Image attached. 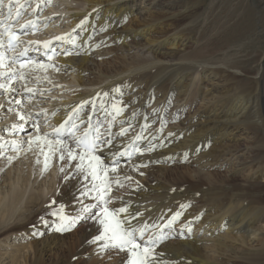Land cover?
<instances>
[{"label": "bare ground", "instance_id": "bare-ground-1", "mask_svg": "<svg viewBox=\"0 0 264 264\" xmlns=\"http://www.w3.org/2000/svg\"><path fill=\"white\" fill-rule=\"evenodd\" d=\"M30 1L25 10L34 15L40 10L39 0ZM58 1L65 7L59 9L50 3L49 10L68 12L65 15L68 30L56 42L68 53L57 55L59 65L54 71L48 70L49 64L45 63L46 69L34 65L13 69L8 56L0 67L10 70L0 76V84L8 86L1 99L8 97L9 90L22 92L25 88L22 82L19 88L14 87L13 73L20 75V72L27 80L40 76L55 85L64 83L60 87H65V92L55 95L65 98L46 99L50 104L49 109L41 112L46 121L44 128L36 123L34 133L23 134L19 128L14 130L13 124L3 123L8 117L17 120L23 116L21 122L28 117L36 118L35 111L40 106L34 104L39 98L33 91L28 92L25 104L30 111L25 115L20 108L8 112L0 120V135L16 142V137L22 134L29 143L47 132L52 140L50 126L70 116L93 127L98 125L111 144L101 145L96 155L109 168L118 161V175L124 184V187L112 184L108 207H126L127 213H121L120 218L127 216L134 227L147 224L145 239L156 237L158 230L166 236V241L156 246V252L162 253L156 257L159 264H264V134L258 95L264 79V49L247 52L248 59L243 60V51H230L229 43L220 46L215 43L207 48L199 42L201 36H194L196 32L190 23L182 29L174 27L160 41L159 36L154 39L153 34H163L162 28L155 30L157 12H161L163 5L181 0H147L146 4L145 0ZM247 1L237 0L233 5L239 6L247 19L254 9L258 14L264 11V0H255L254 8ZM144 13L148 17H141ZM63 30L53 28V23L46 29L55 37ZM137 36L140 41L126 44L127 39H138ZM42 38L43 32L28 36L40 41ZM105 42L118 43L117 49L123 54L115 56L112 62L106 60L110 51L100 48ZM100 58L104 59L97 62ZM246 62L250 64L245 65ZM28 70L31 76L27 78ZM50 72L59 80L50 78ZM39 81L30 85L37 89L46 86L43 80ZM197 101L200 103L192 109ZM93 105L94 112L89 116ZM113 105L122 112L117 114ZM167 109L170 113L165 118ZM121 129H127L126 134L120 135ZM5 139H0V145L9 147L0 150V155L8 153L0 162V170L6 166L5 177H0V238L17 231L23 237L28 231L31 238L30 249L20 256L21 260L19 255H11L9 262L127 264L125 252L102 250L103 241L88 243L103 232L97 220L73 231V227L65 232L54 231L60 218L52 213L59 212L61 206L63 215L76 217L85 205H96L95 191L89 196L81 193L85 185L91 188L99 181L77 174L78 160H69L66 152L61 160L56 146L49 151L43 141L29 143L27 153L32 160L27 156L24 160L28 164L22 162L21 166L19 162L14 167L13 159L20 153L13 154L12 147L16 144L12 140L6 143ZM239 139L250 144L241 147ZM62 142L75 152L80 151L70 138ZM41 146L46 148L38 152ZM125 151L131 153L130 159L114 155ZM9 156L13 157L11 161ZM40 175L50 183L47 179V185L44 182L34 187ZM112 175L109 171V176ZM125 176L132 179L126 180ZM177 213L179 217L169 224ZM189 229H193L190 235Z\"/></svg>", "mask_w": 264, "mask_h": 264}, {"label": "rangeland", "instance_id": "rangeland-1", "mask_svg": "<svg viewBox=\"0 0 264 264\" xmlns=\"http://www.w3.org/2000/svg\"><path fill=\"white\" fill-rule=\"evenodd\" d=\"M163 1L164 0H160V2H163ZM254 1L255 0L247 1V5L249 6V4H250L254 8V6H253ZM38 3L40 6V9L44 5L43 3H47V4L51 3L52 5L57 6L59 9H63L65 7L64 4L60 3L58 0H50V2H49V0H39ZM146 3H147V0L144 1V4H146ZM236 3H237V0H181L177 3L172 4V5H169V4L163 5V7L160 10L162 13L157 12V15L155 16V18H157L156 22H155V30L160 27V28H162L163 34H161V36H160V32H157V33L153 34L152 37H154V39H157L156 36L157 37L159 36L158 37L159 39H157V40L160 41L162 37L169 35V31L171 33L174 30V27H175V29H182L184 27V25L187 26V24L190 23L189 25H191L192 29L196 32V34L194 36L195 37L201 36V40L199 42L201 44H204L207 48H211L212 44L214 45L215 43H216V45L219 44L218 46H220L221 44L229 43L228 46H230V51L236 50V49L242 50L243 53H241V59L246 60V59H248L247 58V54H248L247 52H249V51L251 52L255 48L264 49V11L261 12L260 14H258V13H256V11L254 9L252 11V17L250 19H247L245 17V14L242 13V10L239 6H236V7L233 6ZM262 8H263V6H262ZM49 9H50V7H49ZM48 11H49V13L47 11H45V12H47V14H45V12H44V15L49 16L48 18L50 20V25H52V23H53V28L59 27L60 30L64 29L63 30L64 33L58 32V36L59 37L62 36V34H65V32H67V30H68V29L65 30V25L68 24L67 19L65 18V15L68 12H66V11L65 12L64 11L53 12L52 11L53 12L52 13L50 10H48ZM24 12H26V10ZM50 12H51V14H50ZM154 13L156 14L155 11H154ZM147 15H148L147 13H144L143 16H141V17H146ZM126 23H128V22L126 21ZM78 30L79 29H77V31ZM53 32H56V31H53ZM38 33H42V32H38ZM194 36H193V38H194ZM138 37L139 36H137V38ZM137 41H140V39L139 38L138 39L130 38V39H127L125 42H126V44H128V43L137 42ZM106 42L100 48H102V49L108 48V51H110V52H109V55L107 56L106 60L109 59L112 62L114 57L118 56L119 54L121 55L122 52L120 53L119 49H117L119 47L118 43H115V42L106 43ZM64 44H66V43H64ZM192 46H195V45H192ZM96 47H98V46H96ZM63 48L64 47L59 48V53L64 52ZM216 48H218V47L213 48V50L216 51ZM60 50H62V52H60ZM135 51L137 52V50H133V52H135ZM161 51H162V49H161ZM59 53H58V55H59ZM56 58H54L55 63H53V65H50L51 64L50 62L45 63V64H49L51 67L50 69H48V67H47L48 70L54 71L55 66L57 67V65H59L56 62ZM103 59L104 58H100V61H98L99 60L98 59L97 62H101ZM5 60L6 59H4V61ZM105 62L108 63L107 61H105ZM249 64H250L249 62L245 63V65H249ZM0 67H1V65H0ZM6 70H8V68H4V69L0 68V74H1L0 76L1 77L3 74L6 75L10 72V70H8V71H6ZM262 71H263V75H264V66L262 67ZM30 72L31 71H29V73H28L29 75L26 74L27 78H28V76H31ZM5 75H3V77ZM49 75H50V78H53L54 80H59L58 77L53 76L52 72H50ZM36 76L37 75H35L34 77H36ZM66 77L69 79L71 78L69 74H66ZM29 78H31V77H29ZM19 79H20L19 75L13 76L12 80L15 81V83H14L15 85L14 84H12V85H14L15 88H19V85H18L19 82L25 83V88H23L21 90L22 92H20V90H18V92H16L15 90H14L15 92L9 90L8 97L1 99V97L4 95V92H3L4 90L0 89V120L5 119L6 117H4V116H7L8 112L9 113L10 112L11 113L16 112L18 110V108H20V110L21 109L25 110V111H23V113H24L23 115L27 114V112L30 111L28 106L25 104V102L29 99V95H28L29 91H26V88L29 87L28 89H32V91H33L32 94L33 95L35 94L36 95L35 97L39 98L37 100L36 104H34V106L35 105L36 106L38 105V107L43 106V108L39 107L36 109V111H35V112H37V113H35L36 118H34V117L29 118L28 117L21 122V118L17 119V120L12 118L9 120V117H8L7 120L3 124H7V126H11L13 124L14 130H17L19 128V132L21 131V133H23V134L24 133L25 134H32V133H34V126L36 123L39 125L38 127H40L41 129L44 128V126L46 124L45 118L44 119L41 118V114L43 113V111L49 109L48 108L49 104H50L48 102L49 98L53 99V100L65 98L63 96L60 97V96L55 95L58 93H60L62 95L63 92H65L64 91L65 87H60L63 85L65 86V84L57 82L55 85V84L45 80L44 78H41L40 76H39V78H35L32 80H27V79H23V80L20 79L19 80ZM34 80H37V81L43 80V83H46V86H43L40 89H37L36 87L30 85V83H34ZM16 82H17V86H16ZM261 88L259 89L258 95H259V102H260V105L262 108L261 119L263 120L262 132L264 134V79H262ZM38 90H41L42 93L43 92H47V93L50 92V95H48V94L42 95V93L37 94L36 92ZM11 93H12V95H10ZM18 95H19V99L17 100ZM199 103H200V101H197V103H195L194 106H192L191 108L192 109L196 108ZM56 106H58V105H55V107ZM44 107H45V109H44ZM41 110H43V111H41ZM39 111H41L42 113ZM186 111L183 112V114H182L183 117L186 116V114H185ZM169 113H170V110L167 109L165 114H164L165 118H168L167 116L169 115ZM164 126H166V123L164 124ZM236 135H238V134L236 133ZM0 139H1V137H0ZM11 140H12V138H11ZM15 140H16V143H15L16 145H15V147H12L13 148L12 153L13 154L20 153V154H18L17 157L13 159L12 165L15 167L17 163L18 164L21 163V166H22V162H24L25 164H28V161L24 160L25 157L29 156V154L27 153L28 149H30L28 139L22 138V134H21V135L17 136ZM12 142H13V140H12ZM237 142L241 147L243 145L250 144L245 139H239ZM41 148H43V150H44L46 147H43V146L39 147L38 152H41ZM0 150L3 151L6 149H0ZM6 153L7 152H1L2 155H0V162H2V160L5 159L6 155L8 154V153L7 154ZM52 153H54V152H52ZM28 158H29L28 159L29 161L32 160V159H30V156ZM34 164H35V162L33 163V165ZM5 169H6V166L4 168H1L0 177H5L4 172H3ZM217 170L222 171L221 167L220 168L217 167ZM41 175L37 179V181L35 183H33L34 187L36 185L44 183V182L47 185L48 184L47 182L50 181L47 177H46V179H44L45 180L44 181L43 179H41V178H44V177H41ZM32 177L33 176L31 175V179H32ZM47 179H48V181H47ZM96 205H97V207L91 208V210H90L92 215L98 214L100 212V207H103L102 203H100V201H98V200H96ZM92 222H94L93 219L81 220L72 228L71 231H73L76 228L81 227L83 225L89 226ZM1 229L2 228L0 227V234H2ZM13 230H14V228L11 231H13ZM192 231H193V229H190L187 233L190 235V234H192ZM166 233H168V231ZM25 234H26L25 237H23L22 232L17 231V232H11L8 234L6 233L4 239L0 238V264H12L11 262H9V258H11V255H13V256L19 255V260H21L20 256H22L23 253L27 252L30 249V247H29L30 243L29 242H31V238H30V235H28L29 232L27 231ZM17 264H19V262Z\"/></svg>", "mask_w": 264, "mask_h": 264}, {"label": "snow or ice", "instance_id": "snow-or-ice-1", "mask_svg": "<svg viewBox=\"0 0 264 264\" xmlns=\"http://www.w3.org/2000/svg\"><path fill=\"white\" fill-rule=\"evenodd\" d=\"M4 0H0V5H3ZM50 2V0H49ZM12 6L13 0H9L8 13L5 17L4 21H0V28L3 30L0 31V49H4L6 52L15 53L17 47L24 43L20 36L25 33V29L28 27L27 25H21L19 31H14L11 24H6L7 20L12 19ZM93 11H96L95 9ZM17 18L20 15V12L16 13ZM87 18H85L86 20ZM85 21L82 20L81 24H84ZM55 39L60 40L63 37H56ZM29 44L33 43L32 41L28 42ZM49 42H44V46L48 47ZM27 47L24 48L22 52L19 53L18 56H14L13 60L17 61L19 56H23L27 53ZM5 53H0V65H3ZM20 68H26L29 64L34 65L40 69H46V65L40 64L36 61H19ZM15 76V73H13ZM19 78L21 80L25 79V75L23 72H20ZM0 89H4L5 92L8 91V86L5 84H0ZM31 92L32 89H26ZM114 110L117 114L122 112L121 108H118L116 105H113ZM21 119H24L22 116ZM71 119V117L69 118ZM67 121L64 124H61L59 127L53 129V134L56 137H60L66 129ZM78 130V126L73 123L71 129L68 131L71 132L75 145L77 149H80L79 152H75L72 148L67 145H64L60 139L49 140V133L45 132L43 135H38L34 138L33 142L43 141L44 144L48 145L49 151L53 150V146H56V151H60V159L64 160L65 155L67 153V157L69 160H78L79 162L75 165L77 174H84V178L88 179L92 178L93 181H99V183H93L91 188H88L85 185V191L81 193L83 196H89L93 191L96 192L95 199L100 201L103 207L100 208V212L96 215L91 214V208L97 207V205H85L82 209V213L76 217H67L63 215V206H61L59 212H53V216H59L60 223L55 227L54 231L56 232H65L69 231L72 227H74L79 221L93 219L97 220L100 225L103 226V232L100 235L95 236L91 241H88L90 244L97 243L98 241H103L104 243L101 245L102 250H107L109 248L116 249L121 252H125L128 255L127 264H159V261L156 259L157 256L162 255V253L156 252V246L158 244L159 239L155 236H148L145 239V234L148 229V225L145 224L139 228L132 226L125 216L123 219L120 218L121 213H127L126 207L113 208L110 209L108 204L111 202L110 193L112 191V184L117 185L118 187H124L122 180L118 175V161H114L111 168L104 164L99 155H96L97 151L101 149V145H110V139H104V134L100 132L99 128H95L94 135L90 134V130L86 129L82 135L76 136L75 131ZM39 131V128H37ZM127 129H121L120 135L126 134ZM110 134V133H109ZM136 139H140L139 136ZM14 144L16 142H13ZM3 147V145H0ZM43 152V148H41ZM136 151H140L136 149ZM117 156L128 155L131 156V153L119 152L115 153ZM9 161L13 159V157H8ZM45 169H47V163L45 164ZM63 171V169H61ZM109 171L113 173L111 177L109 176ZM143 175V173H141ZM65 179H68L66 176ZM124 179L131 180L132 177L125 176ZM128 215H132L129 213ZM139 215V214H136ZM180 213H177L172 217V220L169 221L171 224L179 217ZM133 218H135L133 216ZM43 219V218H41ZM47 226V222H44ZM190 230V229H189ZM34 235H43V233H34Z\"/></svg>", "mask_w": 264, "mask_h": 264}]
</instances>
